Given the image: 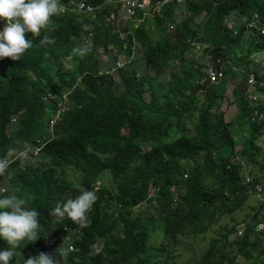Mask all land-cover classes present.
I'll use <instances>...</instances> for the list:
<instances>
[{"label":"trees","instance_id":"1","mask_svg":"<svg viewBox=\"0 0 264 264\" xmlns=\"http://www.w3.org/2000/svg\"><path fill=\"white\" fill-rule=\"evenodd\" d=\"M78 1L58 0L60 14L26 35L20 60L0 63V159L17 155L0 186L38 212L41 237L21 241L8 264L38 254L50 235L73 246L60 264H264V36L247 27L254 14L264 27V0H184L132 14L122 0H88V13ZM45 35L52 43L41 46ZM193 40L224 61L217 83H200L204 52L194 57ZM81 46L82 58L72 51ZM117 61L115 81L100 73ZM229 79L236 113L226 121ZM50 132L36 156L20 155ZM257 183L258 208L222 223ZM81 190L97 197L89 223L57 220L51 209Z\"/></svg>","mask_w":264,"mask_h":264},{"label":"clouds","instance_id":"2","mask_svg":"<svg viewBox=\"0 0 264 264\" xmlns=\"http://www.w3.org/2000/svg\"><path fill=\"white\" fill-rule=\"evenodd\" d=\"M80 1L76 4L78 12L88 13L95 10V5L87 3L88 0H85V3L91 5L93 9L91 11L79 10L78 4ZM60 12L61 8L58 0H0V63H3L7 58L13 61L20 60L25 50L29 49L32 43L31 40L26 39V35L31 34L32 37L40 36L41 31L47 29L50 17L59 15ZM51 43L52 40L47 35L42 36L39 40L41 46ZM204 47L205 45L202 47L198 46L197 49H202L203 51ZM72 51L82 58L87 54L88 48L81 46L80 48H73ZM206 51L208 50L203 52L205 53ZM117 62L102 68L100 73L111 77L115 81L118 75L113 72L107 74L106 71L114 68ZM57 118H59L58 111L49 120L50 128ZM51 138V132L48 136L44 135L37 138L35 144L23 150L20 155L27 158L36 156ZM37 145H41V148L34 154V148ZM16 157L17 155L14 157L11 153H7L5 157L0 159V180L3 177L5 168ZM104 175L109 176L107 170H105ZM153 192L154 189L151 188L150 193L152 194ZM96 198L93 190H81L75 197L68 198L63 203H57L51 209V214L57 220L67 218L76 225L86 226L89 223L87 212ZM38 215V212L34 208L29 207L26 199L17 194L14 189H4V187L0 186V241L7 245V247H0V264H8L13 257V249L21 241L30 243L41 238L39 235ZM258 229H261L259 225ZM242 230L241 227L237 234H241ZM62 232H65L64 239L68 241L72 236L71 231L64 226ZM58 244V236H48L44 240L42 250L36 255L24 258L23 264H60L61 258L67 257L69 251L73 250V246L67 242H61L59 246Z\"/></svg>","mask_w":264,"mask_h":264},{"label":"built area","instance_id":"3","mask_svg":"<svg viewBox=\"0 0 264 264\" xmlns=\"http://www.w3.org/2000/svg\"><path fill=\"white\" fill-rule=\"evenodd\" d=\"M122 2L124 3V7L125 10L128 14H132L134 9L138 8V9H144V8H159L162 5H165L167 3H176V4H182L184 2V0H157L155 2H151L150 0H122ZM78 8L81 11H91L93 9V7L91 5H87L85 3V0H81L78 4ZM111 18H113V14H111L110 16ZM247 27L251 30H255L257 32H259L261 35L264 36V27L260 26L258 23V18L257 15L254 14L253 17L250 19V21L247 23ZM192 43H195L196 46H200V43H196L195 40L192 41ZM203 45H201L202 47ZM203 62H204V66H205V73H206V77L200 79V83H203L205 80H208L209 83H217L218 81H220V79L223 77L224 75V71H225V64L224 61H222L220 58H213L210 54L209 51H206L204 53L203 56ZM121 64L119 62H117V66H120ZM264 66V64H263ZM114 70V68H112L109 71H106L107 74L112 73ZM249 84L253 83V78L250 77V79L248 80ZM251 101H254L257 99V95H250L249 96ZM256 113V111H255ZM53 122V121H52ZM51 122V123H52ZM41 142V141H38ZM41 148V145H37L34 148V154H36L39 149ZM249 182V178L246 177L245 178V183L248 184ZM249 192L253 193L257 196L261 195L262 192V185L261 184H255L253 186H249ZM259 227L262 229L263 225H259ZM240 233V232H239Z\"/></svg>","mask_w":264,"mask_h":264},{"label":"rangeland","instance_id":"4","mask_svg":"<svg viewBox=\"0 0 264 264\" xmlns=\"http://www.w3.org/2000/svg\"><path fill=\"white\" fill-rule=\"evenodd\" d=\"M196 50H197L196 51L197 54L194 57L198 58L200 56V54H202L203 51H202V49H196ZM163 75L165 76V79H169V74L168 73H164ZM233 81H234L233 79H229V81L227 82L225 96H224V100H223V103H222V106H221V109L224 112V118H225L226 121L233 120V118L235 116V113H236L235 107L230 104L231 89H232L233 84H234ZM236 136H237V138H239L238 134H236ZM256 196L250 195V197L247 199L246 204L242 208L243 210L237 211L231 216L227 215V216L223 217L221 222L222 223L223 222L224 223L225 222H230V220L232 218L235 219V220H240V219H243L247 214L251 215L254 212L255 208H258V206H259V199L258 198L261 199V197H262V196L261 197H259V196L256 197ZM253 207H254V209H252ZM196 246L202 248L204 246V243H198L197 242Z\"/></svg>","mask_w":264,"mask_h":264},{"label":"crops","instance_id":"5","mask_svg":"<svg viewBox=\"0 0 264 264\" xmlns=\"http://www.w3.org/2000/svg\"><path fill=\"white\" fill-rule=\"evenodd\" d=\"M234 20H236V18L235 17H232V18H230V25H231V23L234 21ZM197 54V53H196ZM202 55L200 54V56L198 57V58H200Z\"/></svg>","mask_w":264,"mask_h":264}]
</instances>
